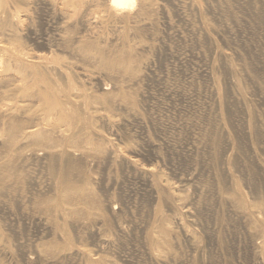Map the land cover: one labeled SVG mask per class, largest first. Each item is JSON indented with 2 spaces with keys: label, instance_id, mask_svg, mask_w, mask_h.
Segmentation results:
<instances>
[{
  "label": "rangeland",
  "instance_id": "1",
  "mask_svg": "<svg viewBox=\"0 0 264 264\" xmlns=\"http://www.w3.org/2000/svg\"><path fill=\"white\" fill-rule=\"evenodd\" d=\"M152 1L155 6L163 5L166 15L154 11L147 26L132 23L122 26L123 23L110 20L112 24L109 21L105 24L108 19L102 24L74 20L67 26L54 7L40 0L29 1L33 5L28 23L32 32L21 36L29 50L43 53L48 48L66 49L64 52L70 56L72 52L74 70L79 67L76 71H80L81 67L96 73L103 88L110 91L115 84H123V77L118 71L99 65L101 52L110 55L131 42L135 54L148 69L131 89L137 111L119 113L121 116L117 115L112 124L97 123L99 135L112 141L116 160L107 163V158L83 157L79 161L81 168L71 175H87L96 192L114 202L121 199L131 208L135 223L129 224L142 225L148 220L149 197L136 195L141 188L137 174L124 166L120 158L155 165L162 171L164 181L173 184L186 180L183 197L186 202L192 201L196 213L193 228L197 233V249L177 231L172 264H263L259 249L264 241L255 234L264 231V215H261L263 222L254 225L258 230L255 229L248 220L251 216L238 214L239 199L234 196L238 188L249 212L264 200V0H196L194 8L190 7L193 0ZM96 8L105 10L103 4ZM96 8L90 10L96 13ZM114 27L119 32L115 33ZM65 32L70 36L69 45L61 39ZM78 40L95 46L100 53L92 54L90 60L82 58L74 50ZM221 53L231 56L229 62L236 73L225 64ZM211 66L216 83L206 77ZM235 84L242 90L246 107L233 95ZM215 89H219V98L213 96ZM25 167L29 189L45 191L51 175L47 163L30 159ZM26 188L27 185L25 194ZM229 199H236L232 205L237 206L231 207ZM11 204L8 210L0 209V227L7 238L19 239L22 247L11 243V251L0 257V264H40L30 254V245L47 238L48 232L38 223L36 215L17 211ZM162 211L174 223L177 213L166 204ZM79 237L93 248L91 234L80 230ZM136 237H127L122 245L107 251L115 264H153ZM23 253L30 256L28 261L23 259Z\"/></svg>",
  "mask_w": 264,
  "mask_h": 264
},
{
  "label": "bare ground",
  "instance_id": "2",
  "mask_svg": "<svg viewBox=\"0 0 264 264\" xmlns=\"http://www.w3.org/2000/svg\"><path fill=\"white\" fill-rule=\"evenodd\" d=\"M29 1L0 0V209L8 210L12 202L17 211L26 210L36 215L38 223L45 226L47 238L30 245V254L40 264H115L114 258L111 259L108 252L123 243L127 237L138 236L144 254L153 264H172L173 247L178 241L177 231L186 239L185 242L197 249V233L193 228L196 213L192 201L186 202L183 197L186 180L181 179L178 183L171 184L162 179V171L157 166H146L137 159L118 157L124 166L137 174L135 176L141 188L136 195L141 193L142 196L149 197L146 206L148 220L142 225L133 226L129 224V221L135 220L133 212L121 199L114 202L106 195L96 192L87 175H71L81 168L79 161L83 157L91 160L107 158V163L116 160L112 141L99 135L97 123L100 121L112 124L119 113L137 111L131 89L144 73L147 74L148 69L135 54L131 42L127 41L121 50L108 55L100 53L98 48L87 45L83 40L76 41L74 50L82 58H93L92 54L98 52L100 66L121 74L123 84H115L110 91L109 88H103V81H100L96 73H90L81 67L80 71H76L79 67L74 70L72 52L69 51L71 56L67 51L64 52L66 47L62 46L64 51L48 48L49 51H42L43 53L29 50L21 37L32 32L28 28L33 10ZM40 1L58 10L67 26L74 20L90 24L94 20L95 23L102 24L106 19L108 20L105 24L110 20L115 24L121 22L122 26L130 23L147 26L154 11L160 10L166 15V8L163 5L155 6L152 0ZM102 4L105 10H97L96 7ZM117 4H131L133 7H116ZM195 4L197 2L193 0L190 7L194 8ZM92 7L96 8V13L90 10ZM126 28L129 29V26ZM113 31L117 33L119 29L114 27ZM68 35L65 32L61 36L65 45H69ZM220 56L234 74L235 69L230 65L231 61L229 62L231 56L225 53ZM206 77L216 83L214 66H211V72H207ZM218 90L213 91L215 98H219ZM233 90L237 102L246 107L245 97L237 84ZM185 101L189 102L187 99ZM30 159L40 160L48 165L50 181L48 188L42 193L39 189L30 190L27 175H24L25 166ZM235 193L237 195L234 197L239 199L238 214L245 218L251 216V220H248L253 227L263 222L261 218L264 215V200L256 206L252 204L255 208L249 212L248 203L238 188ZM236 199H229L231 207L237 204L232 205ZM163 204L177 213L174 223L164 215ZM80 230L93 236V248L79 237ZM255 236L264 241V231H257ZM13 242L22 247L19 239L7 238L0 227V257L11 251ZM259 250L264 262V242ZM28 258L30 256L25 253L23 259L28 261Z\"/></svg>",
  "mask_w": 264,
  "mask_h": 264
},
{
  "label": "clouds",
  "instance_id": "3",
  "mask_svg": "<svg viewBox=\"0 0 264 264\" xmlns=\"http://www.w3.org/2000/svg\"><path fill=\"white\" fill-rule=\"evenodd\" d=\"M116 7H128V8H131V7H133V5L128 4V5L125 6V5L117 4Z\"/></svg>",
  "mask_w": 264,
  "mask_h": 264
}]
</instances>
